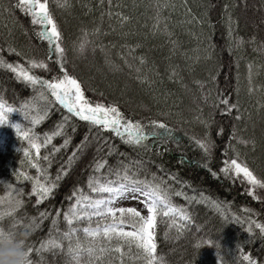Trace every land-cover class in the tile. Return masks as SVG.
<instances>
[{"label": "trees", "instance_id": "1", "mask_svg": "<svg viewBox=\"0 0 264 264\" xmlns=\"http://www.w3.org/2000/svg\"><path fill=\"white\" fill-rule=\"evenodd\" d=\"M48 6L62 31L64 67L48 56L39 26L17 0H0V59L44 79L67 71L90 102L114 103L145 129L161 119L171 135L127 143L0 64V100L11 106L0 124V227L28 226L32 264H71L63 211L81 194L107 195L91 191L90 176L114 180L127 166L133 179L162 180L172 204L189 215L158 208L154 239L164 264H248L241 253L264 264V234L256 226L264 224V184L222 171L225 160L237 158L264 181V0H48ZM25 56L48 67H33ZM16 123L35 138L39 154ZM205 133L208 153L196 143ZM100 161L106 163L96 168ZM37 179L54 185L43 199L31 191ZM106 219L92 216L91 226ZM87 224L88 218L73 222L81 241ZM49 238L61 246L40 248ZM100 246L108 250L92 264H144L135 244L113 238Z\"/></svg>", "mask_w": 264, "mask_h": 264}, {"label": "snow or ice", "instance_id": "2", "mask_svg": "<svg viewBox=\"0 0 264 264\" xmlns=\"http://www.w3.org/2000/svg\"><path fill=\"white\" fill-rule=\"evenodd\" d=\"M18 6L24 10L31 18L33 25H38L37 36L42 40L47 41L49 46V57H55V60L59 62L60 67H64L63 56L64 48L62 47V31L58 25L57 20L54 18L53 13L48 6V0H17ZM227 8V5H225ZM122 20H127L128 17L120 14ZM238 39H242L238 37ZM254 39V37H253ZM84 42H80V48L83 49ZM10 51L15 52L16 49L9 47ZM24 55V53H20ZM28 64L33 67L39 66L47 68L48 65L44 59L28 58L25 56ZM0 64H4L5 67L12 69L19 78L33 84L34 86L39 84L50 90L51 95L63 105L70 112H73L77 117L82 118L85 121H89L95 125L101 126L104 129L114 130L125 142L135 145L142 144L147 137L153 135H171L170 126L161 119L151 120L149 123L153 126L159 127L160 132L156 131V127L151 129H145L144 125L139 120H133L126 118L121 113L119 107L114 104H104L101 102L92 103L85 96L82 90L80 81L73 75H70L67 71H64L61 75L53 77L51 79H44L41 76L33 74L25 65L16 63H4L3 59H0ZM251 75V74H250ZM251 90V89H250ZM43 97V92H41ZM226 106L237 107L236 105H230L228 100L224 101ZM4 101L0 100V124L7 121L8 117L4 111ZM8 111H11V106H8ZM228 107L225 108V111ZM17 130V134L21 137L28 139L32 148H35L37 154H39L40 145L35 138L30 135L28 131H20V125L18 123L12 125ZM194 139H196L194 137ZM196 143L204 150L205 153L209 151V139L207 133L205 136L196 139ZM24 152L29 153V148H25ZM106 162L100 161L95 167L100 168ZM39 167V165H37ZM233 171L236 174H243V177L250 182L253 186L264 184L257 175L243 162L237 158H231L225 160L224 168L222 171ZM111 174L105 173L104 175ZM95 184V187L92 185ZM88 185L94 193H107V195H99L97 197L91 196H78L75 203H70L68 209L63 211V217L67 221L68 230L62 233L64 238H67L70 242L67 247V253L70 257L71 264H82L81 258L87 256V261L83 264H92L93 258L102 257L106 250L105 247H101V242L112 241L116 238L118 241H123L128 244H135L140 251L144 260V264H164V261L156 255L157 244L154 239L155 233L152 230L156 222V216L158 208L165 211V213L178 212L185 220L189 219L187 212L179 211L171 202L170 190L166 187L162 180L158 181L153 175L152 179H133L128 174V167L125 166L123 171L119 169L115 172V179H104L103 182L96 176H90ZM54 185H48L40 180H34L31 191L37 193L38 199H43L48 195ZM131 191L139 192L145 197V203L147 205L148 215H142L134 207H113L112 203L118 197L124 198L126 195L130 196ZM249 192L253 189L249 188ZM75 195V192L73 193ZM2 199V198H0ZM86 201L82 204L81 201ZM21 201L18 199L15 204L19 206ZM12 211L11 208L8 210ZM119 212L120 216L117 217L116 213ZM5 213L0 211V217H3ZM43 215V213L41 214ZM92 216L97 217H111L110 220L106 219L103 226L96 224L91 226L90 218ZM82 218H88L89 224L83 227L85 233V240L81 241L77 233V228L73 227L74 221H79ZM35 219V218H32ZM131 224L132 228H125L124 225ZM179 227V223L177 224ZM256 226L260 229V232L264 234V224L256 222ZM2 230V227H0ZM252 226L249 225V231L251 232ZM91 238V239H88ZM205 243H212V241H205ZM60 241L55 238H49L46 241H42L40 248L60 247ZM117 249L120 248V244L117 243ZM33 249L27 247V255L32 253ZM40 251V249H36ZM243 259L248 264H256V261L250 257L247 253H241ZM123 255V253H122ZM26 264H32V261L28 258Z\"/></svg>", "mask_w": 264, "mask_h": 264}, {"label": "clouds", "instance_id": "3", "mask_svg": "<svg viewBox=\"0 0 264 264\" xmlns=\"http://www.w3.org/2000/svg\"><path fill=\"white\" fill-rule=\"evenodd\" d=\"M28 226L20 231L15 227L0 230V264H26Z\"/></svg>", "mask_w": 264, "mask_h": 264}, {"label": "rangeland", "instance_id": "4", "mask_svg": "<svg viewBox=\"0 0 264 264\" xmlns=\"http://www.w3.org/2000/svg\"><path fill=\"white\" fill-rule=\"evenodd\" d=\"M7 109L8 108L4 105V108L2 110L4 111L5 114H6V112H10ZM2 144H3V136H2L1 129H0V145H2ZM130 193H131L130 196L126 195L124 198L118 197L115 201H113L112 206L113 207L132 206V207L136 208L142 215L145 214L147 216L148 215L147 205L145 203L146 198L143 197V195L139 192H134V191L130 190ZM134 204L138 205L142 209L144 214ZM152 230L154 231V226H153Z\"/></svg>", "mask_w": 264, "mask_h": 264}, {"label": "bare ground", "instance_id": "5", "mask_svg": "<svg viewBox=\"0 0 264 264\" xmlns=\"http://www.w3.org/2000/svg\"><path fill=\"white\" fill-rule=\"evenodd\" d=\"M137 208H139L140 210H141V212L144 214V212L142 211V209L138 206V205H136V204H134ZM144 216H146L145 214H144Z\"/></svg>", "mask_w": 264, "mask_h": 264}]
</instances>
